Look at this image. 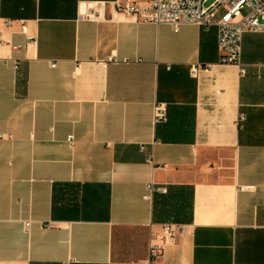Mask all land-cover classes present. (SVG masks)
<instances>
[{
    "label": "crops",
    "instance_id": "0c3cea01",
    "mask_svg": "<svg viewBox=\"0 0 264 264\" xmlns=\"http://www.w3.org/2000/svg\"><path fill=\"white\" fill-rule=\"evenodd\" d=\"M241 63L216 25L0 0V264H264V32Z\"/></svg>",
    "mask_w": 264,
    "mask_h": 264
},
{
    "label": "built area",
    "instance_id": "2783aa9c",
    "mask_svg": "<svg viewBox=\"0 0 264 264\" xmlns=\"http://www.w3.org/2000/svg\"><path fill=\"white\" fill-rule=\"evenodd\" d=\"M114 5L117 11L137 21L166 24L174 31L183 24H196L203 29L216 25L219 62L237 65L240 74L246 72L245 65L241 63L243 34L264 32V0H114ZM200 68V65L192 64L191 75L195 76ZM153 117L155 122L165 120L163 104L154 106ZM67 140L72 143L73 136L69 135ZM140 149L144 150V146ZM147 158L152 159L150 155ZM160 191H165V188H160ZM28 227L29 222H25L24 228L27 230ZM181 230L179 224L164 223L161 235L149 241V257L158 258L163 245Z\"/></svg>",
    "mask_w": 264,
    "mask_h": 264
}]
</instances>
